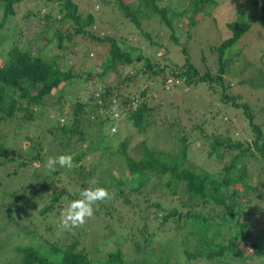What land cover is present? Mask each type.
I'll use <instances>...</instances> for the list:
<instances>
[{
    "label": "trees",
    "instance_id": "16d2710c",
    "mask_svg": "<svg viewBox=\"0 0 264 264\" xmlns=\"http://www.w3.org/2000/svg\"><path fill=\"white\" fill-rule=\"evenodd\" d=\"M27 1L0 0V13L3 17L15 15L16 9L34 4L32 0ZM209 1L137 0L135 4L132 0H102L134 25L151 46L163 50L157 60L145 56L141 49L134 55L136 48L126 43L122 35L117 38L96 32L94 16L81 13L72 0H45L43 6L46 9L34 14L38 23L44 22L46 34L43 39L47 43L51 41V30L56 35L59 53L50 56V62L41 51L27 49L29 43L22 45L13 40L12 45L0 44V129L5 126L8 132L17 131L44 111L50 113L47 100L59 88L73 86L76 82L83 84L84 92L90 88L86 96L83 94L85 100L78 99L73 109L70 106L66 112L69 119L63 118V124L59 122L46 130L54 138V157L70 154L74 167L43 171V181L51 179V188H46L40 198L36 197V192L29 196L32 198L29 210L36 212L32 218L26 220L24 212L28 207L24 206L23 196L8 194L13 197L8 203L7 197L0 192V233H5L7 227L13 228L0 242L3 243L0 251L17 253L18 264H264V247L254 235L258 223H251L252 215L248 213L262 187L256 174L264 169L258 163L264 160V135L247 105L237 104L233 97L226 101L243 108L253 135L249 140H234L217 133L207 118L184 126L176 119L171 123L180 136L176 154L148 148L145 155L135 161L129 155L131 135L116 144V153L110 151V139L117 135L116 111L139 134L155 123L154 115V123L148 121L155 108L147 101L148 87L135 90L145 76L158 79L168 69L170 76L186 85L206 82L210 89L214 83L223 84L227 66L225 53L245 34L250 24L227 23L231 36L214 49L217 56L215 73L209 69L199 75L190 62L187 46L190 29L197 25L199 15ZM166 2L175 6H168ZM252 5L264 18V8L254 0ZM31 13L24 14V18ZM154 16L170 32L169 40L174 44L179 45L176 29L186 33L185 43L179 45V52L185 57L181 66L169 61L163 44L154 41L150 32L142 29V22L154 21ZM176 16L182 24L175 21ZM65 24L67 26L63 28ZM1 31L0 27L2 35H11L10 31ZM77 36L88 43L108 46L98 71H74L68 62L61 64L65 51L75 47ZM164 60L168 61L167 66L160 64ZM127 68L132 72L123 73ZM110 76L113 79L108 82L106 79ZM167 80L164 78L163 82ZM59 106L51 107V110ZM91 113L97 121L86 117ZM7 139L14 145L8 150L0 148V157L9 151L16 155L15 136ZM24 139L31 148L21 151L18 146L21 152L17 154L23 158L20 167H25L28 159L39 162L38 168L45 165L50 157L46 154L49 146L44 151V144L40 143L37 150L29 136ZM192 150L201 155L202 158L197 155L201 166L191 159ZM113 164L124 166L125 176L131 179L133 186L127 185L120 168H117L119 175L114 176ZM252 166L256 167L255 171L250 169ZM2 167L0 163L1 170ZM210 168L215 169L212 172ZM163 179L166 181L160 184ZM92 181L108 189L111 199L100 203L94 216L82 227L64 229L60 222L62 210L69 201L79 198L80 191L89 187ZM178 185L182 189L177 192ZM41 228L51 239L44 240ZM96 229L98 233L93 234ZM20 236L43 239L47 249L41 244L12 245L14 238ZM100 237L103 241L98 242ZM109 241L113 246L105 250L104 247L110 246ZM1 259L5 262L0 264H8L6 258Z\"/></svg>",
    "mask_w": 264,
    "mask_h": 264
},
{
    "label": "rangeland",
    "instance_id": "374dc122",
    "mask_svg": "<svg viewBox=\"0 0 264 264\" xmlns=\"http://www.w3.org/2000/svg\"><path fill=\"white\" fill-rule=\"evenodd\" d=\"M44 1L32 0L34 4H30L25 8H18V10L16 9L15 15L8 14V16L3 17L0 13V27L2 31L11 32L10 36L0 33V44L6 42V44L12 45L13 40L20 42L22 45L29 43L28 47H26L27 49L36 52L41 51L43 55H47L46 60L50 62V56L59 53L56 46V35L51 30L49 33L51 41L47 43L43 39L46 34L43 32L45 30L43 28L44 22L38 23L39 19L34 15L38 13V10L43 11L46 9L43 6ZM72 1L77 5L81 13L92 14L94 16V30L96 32L110 34L117 38L119 35L124 36V41L136 48L134 55H138L141 51L145 56L157 60L158 56L163 52L157 46H151L149 41L140 34L134 25L126 21L117 10H113L112 5L104 4L102 0ZM132 1L135 4L137 2V0ZM252 1L210 0L205 5L203 12L200 13L197 25L190 29L191 37L187 46L188 56L192 65L198 70V74L202 75L209 69L213 73L216 71L217 56L214 49L231 36V32L226 26L227 23L234 22L237 25H241L247 22L250 24V28L245 34L237 43L228 48L225 53L224 60L227 61V66L223 75V84L214 83L210 89L206 82L186 85L182 80L170 76L168 69H166V72L161 77L156 78L157 80L145 76L143 81L135 86V90L140 91L148 87L147 101L151 106L155 107L148 121H153L154 123V115L155 123L148 127L144 133L139 134L126 123V120L123 119L124 116L116 111L115 116L118 119L116 122L117 135L110 139L111 152L116 153V144L126 136L131 135L132 140L129 155L135 161L140 160L148 148L162 151L165 154H176L180 145V136L178 129L172 128L171 124L176 119L184 126L207 118L217 133L230 136L234 140H249L253 135L249 121L244 115L243 108L233 105L231 101L226 103L232 97L233 101L237 104L247 105L250 108L255 116V123L260 125L264 135V18L253 7ZM254 1L264 8V0ZM29 2L31 0L27 1V3ZM166 4L171 7L175 6L171 2H166ZM28 11L32 13L27 18H24V14L29 13ZM174 19L176 22H180L179 16H176ZM149 21L144 20L142 22V29L150 32V36L154 41L163 44L169 61L173 60L177 66H181L185 62V57L183 58L180 54L179 45L181 46L186 41L184 30L176 29L175 34L179 36V45H176L169 40L170 32L166 31L167 28L165 26L158 23L156 17L154 21ZM182 23L180 22L179 25ZM66 26L65 24L63 28ZM75 43V47H71V49L69 48L65 51L66 55L60 61L61 64L68 62L73 66L74 71H89L91 69L98 71L108 46L106 44L88 43L85 38L80 36L75 38ZM71 51L73 53L69 54ZM1 61L2 58L0 57ZM160 64L167 66L168 61L164 60ZM137 67H139V64H137ZM128 72H132V69L127 68L123 70V73ZM142 75L147 74L143 73ZM164 78H172V82L169 83L167 80L164 83ZM112 79L113 77L110 76L106 80L110 82ZM82 87L83 84L76 82L73 86H65L61 90L59 88V91H55L56 94L53 92V97H49L47 100L50 113L44 111L35 120L23 124L21 129L19 128L17 131L8 132L5 130V126L0 129V148L8 150L10 145H14L8 141L7 138L9 136H15L17 142L16 146L13 147L16 150V155L12 151H9V153L6 152L0 157V163L3 164L2 170L0 169V192L7 197L8 203H11L13 200V197H10L8 194L23 196V199H25L24 206L28 207V210L24 212L26 220L31 219L33 213H36L35 210H29L32 207L29 203L32 198L29 196H31L32 192H36L37 198L42 197L46 192L45 190H47L46 188H51V179L43 181L45 178L43 171L48 172V170L42 164L38 168L39 162H30L31 160L28 159L26 166L21 168L20 163L23 161V158H20L17 152L31 148L28 141L24 139L25 136H29L35 149L38 150L39 144L42 143L44 144V151L49 146L46 154L54 157V138L50 134L48 135L46 130L49 127L57 126L59 122L63 124L65 122L63 118L69 119V114L66 112L70 106L73 109L75 103L79 102L78 99L82 98L81 101L85 100L83 96L89 93L90 88H87L89 91L84 92ZM58 92H60L59 96ZM57 106H59L57 109L51 110V107ZM86 117L89 120L97 121V119H94L93 113L88 114ZM110 118L112 121H115L112 116ZM5 133L7 134L4 135ZM18 146L21 148V151L18 149ZM197 155L199 154H194L192 150L190 157L194 163L201 166L199 164V157L201 155L199 157ZM203 161L204 163L206 162V160ZM258 163L264 166L263 159L259 160ZM111 167L114 176L119 175L117 168H120L122 170L121 173H124L123 178L127 182V185L129 187L133 186L131 179L125 176L126 170L123 165L118 166L113 164ZM203 167L208 169L206 165H203ZM35 168L38 169L34 170ZM214 169L210 168L212 172ZM250 169L255 171L256 167L252 166ZM19 175L18 180L17 177ZM256 177L260 180L262 187L258 191L259 198L252 203V209L248 213L252 215L251 218L249 216L250 222L253 224L258 223L254 229V235L259 245L264 247V169L258 171ZM164 181L166 180H161L160 184H163ZM176 189L177 192L181 190V185H178ZM40 202L39 205L41 204ZM199 212L197 211V213ZM232 222L233 227H235V220ZM12 229V227H7L5 233H0V242H3L7 238L8 233L12 232ZM41 231H43V228H41ZM92 233H98V229L92 231ZM42 236L44 240L51 239L49 233L46 231H43ZM101 240L102 238L100 237L98 242H101ZM82 242H85V240L83 239ZM108 243L110 246L104 247L105 250L113 246L112 241ZM11 244H41L47 249L43 239L38 241L37 238L30 239L24 236H20L17 239L15 237ZM1 246H3V243H0V250L2 249ZM177 252L179 253V251ZM5 253L6 256H4ZM1 258H6L8 264H18L19 261L18 254L9 250L5 252L0 251V263H4L5 260Z\"/></svg>",
    "mask_w": 264,
    "mask_h": 264
},
{
    "label": "clouds",
    "instance_id": "9594fccd",
    "mask_svg": "<svg viewBox=\"0 0 264 264\" xmlns=\"http://www.w3.org/2000/svg\"><path fill=\"white\" fill-rule=\"evenodd\" d=\"M44 167L49 172H55L57 167L71 169L74 167L73 156L62 154L56 157H48ZM112 194L108 189L96 185L95 181L79 193V198L69 201L60 214V222L64 229L74 230L82 227L94 216L96 207L102 202L111 199Z\"/></svg>",
    "mask_w": 264,
    "mask_h": 264
},
{
    "label": "built area",
    "instance_id": "2783aa9c",
    "mask_svg": "<svg viewBox=\"0 0 264 264\" xmlns=\"http://www.w3.org/2000/svg\"><path fill=\"white\" fill-rule=\"evenodd\" d=\"M168 82H169V83H171V82H172V80H171V79H168Z\"/></svg>",
    "mask_w": 264,
    "mask_h": 264
}]
</instances>
